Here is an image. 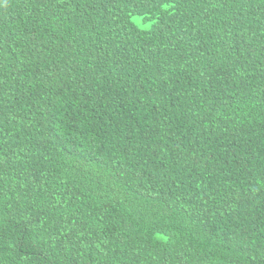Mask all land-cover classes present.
<instances>
[{"label":"trees","instance_id":"obj_1","mask_svg":"<svg viewBox=\"0 0 264 264\" xmlns=\"http://www.w3.org/2000/svg\"><path fill=\"white\" fill-rule=\"evenodd\" d=\"M0 264H264V0H0Z\"/></svg>","mask_w":264,"mask_h":264}]
</instances>
